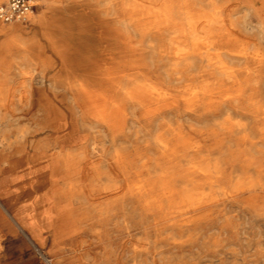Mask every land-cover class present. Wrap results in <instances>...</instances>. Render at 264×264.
I'll return each instance as SVG.
<instances>
[{
    "label": "bare ground",
    "instance_id": "obj_1",
    "mask_svg": "<svg viewBox=\"0 0 264 264\" xmlns=\"http://www.w3.org/2000/svg\"><path fill=\"white\" fill-rule=\"evenodd\" d=\"M97 2L104 59L78 61L74 51V70L87 74L73 76L71 104L37 102L41 125L52 136L68 134L56 148L11 161L6 172L37 165L46 177L63 175L69 197L95 209L97 238L119 216L108 211L116 208L127 217L157 214L178 231L168 240L182 246L197 239L185 231L229 203L246 198L249 208L264 199V172L255 165L264 161V0ZM67 24L76 28L77 19L59 22ZM58 55L64 59V50ZM243 146L250 162L234 165ZM73 217L72 208L44 214L56 233ZM87 217L83 211L77 223ZM258 224L264 228V218ZM234 259L246 264L236 253L225 256Z\"/></svg>",
    "mask_w": 264,
    "mask_h": 264
},
{
    "label": "rangeland",
    "instance_id": "obj_2",
    "mask_svg": "<svg viewBox=\"0 0 264 264\" xmlns=\"http://www.w3.org/2000/svg\"><path fill=\"white\" fill-rule=\"evenodd\" d=\"M37 4L29 24L32 27L15 25L8 31L0 26L6 30L0 34V142L4 139L9 144L0 145V264H135L134 260L139 264H241L235 259L225 261L231 253L238 254L246 264H264V228L258 224L264 218V199L249 208L246 198L229 203L201 227L185 231L184 235L197 238L187 245L176 246L168 240L178 231L158 223L157 214L139 212L127 217L116 208L108 211L119 216L105 224L97 238L90 230L96 223L95 209L81 197H69L63 175L56 171L51 178L46 177L37 165L6 172L11 161L33 155L45 146L56 148L58 140L68 134L52 136L41 125L43 113L37 102L49 101L50 108L56 109L71 104L73 76L87 74L74 70V51L79 53L78 61L104 59V43L100 40L105 30L103 4L95 0H61L54 9L43 0H37ZM72 18L77 19L76 28L59 25ZM73 31L83 33L73 40ZM14 38L20 41H12ZM60 50L65 52L64 59L58 55ZM25 95L29 103L19 100ZM244 149L235 154L234 165L250 162ZM259 162L255 165L264 172V161ZM70 207L73 220L56 233L48 226L45 212L50 210L56 218ZM83 211L88 217L80 225L77 216ZM141 244L147 250L136 253Z\"/></svg>",
    "mask_w": 264,
    "mask_h": 264
},
{
    "label": "built area",
    "instance_id": "obj_3",
    "mask_svg": "<svg viewBox=\"0 0 264 264\" xmlns=\"http://www.w3.org/2000/svg\"><path fill=\"white\" fill-rule=\"evenodd\" d=\"M37 9V0H5L0 5V26H27Z\"/></svg>",
    "mask_w": 264,
    "mask_h": 264
},
{
    "label": "crops",
    "instance_id": "obj_4",
    "mask_svg": "<svg viewBox=\"0 0 264 264\" xmlns=\"http://www.w3.org/2000/svg\"><path fill=\"white\" fill-rule=\"evenodd\" d=\"M1 2H3V0H0V3ZM5 2V1H4ZM3 2V3H4ZM61 2V0H44V3H46V4H49V5H54V4H59ZM2 3V4H3ZM51 9V7L50 8H46V9H44L43 10V12H42V14L41 15H39L38 17H37V19L38 18H40V17H42L43 15H44V12L46 11V10H50ZM39 20V19H38ZM6 27V29L8 30V31H10V29L11 28H13L14 26H5ZM29 27H32V25H27L25 28H29ZM3 32H6V30H4V29H1L0 28V34L1 33H3ZM1 41V40H0ZM12 41H14V42H18V41H20V39H18V38H14ZM0 44H1V42H0Z\"/></svg>",
    "mask_w": 264,
    "mask_h": 264
}]
</instances>
